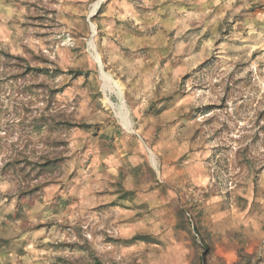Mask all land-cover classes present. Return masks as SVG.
Segmentation results:
<instances>
[{
	"label": "rangeland",
	"instance_id": "obj_1",
	"mask_svg": "<svg viewBox=\"0 0 264 264\" xmlns=\"http://www.w3.org/2000/svg\"><path fill=\"white\" fill-rule=\"evenodd\" d=\"M0 264H264V0H0Z\"/></svg>",
	"mask_w": 264,
	"mask_h": 264
},
{
	"label": "bare ground",
	"instance_id": "obj_2",
	"mask_svg": "<svg viewBox=\"0 0 264 264\" xmlns=\"http://www.w3.org/2000/svg\"><path fill=\"white\" fill-rule=\"evenodd\" d=\"M103 83H104V86H107V85L109 86V84H110V81L108 80V78L106 76H103Z\"/></svg>",
	"mask_w": 264,
	"mask_h": 264
}]
</instances>
